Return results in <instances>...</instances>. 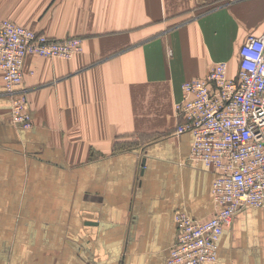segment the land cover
Masks as SVG:
<instances>
[{
    "label": "crops",
    "instance_id": "crops-1",
    "mask_svg": "<svg viewBox=\"0 0 264 264\" xmlns=\"http://www.w3.org/2000/svg\"><path fill=\"white\" fill-rule=\"evenodd\" d=\"M83 37L70 60L30 55V129L0 71V264H166L175 216L215 211V173L175 136L182 85L239 70L264 0H0V22ZM211 264H264V209L235 215Z\"/></svg>",
    "mask_w": 264,
    "mask_h": 264
},
{
    "label": "built area",
    "instance_id": "built-area-1",
    "mask_svg": "<svg viewBox=\"0 0 264 264\" xmlns=\"http://www.w3.org/2000/svg\"><path fill=\"white\" fill-rule=\"evenodd\" d=\"M78 38L55 40L12 21L0 22V71L11 97L10 121L30 129L28 97L20 89L26 58L72 59L82 53ZM239 70L229 74L217 62L202 78L182 85L175 105L179 121L175 136L193 137L190 163L215 173L214 215L204 221L179 212L178 238L166 264H211L218 259L219 241L240 211L264 209V31L249 35L239 51Z\"/></svg>",
    "mask_w": 264,
    "mask_h": 264
},
{
    "label": "rangeland",
    "instance_id": "rangeland-1",
    "mask_svg": "<svg viewBox=\"0 0 264 264\" xmlns=\"http://www.w3.org/2000/svg\"><path fill=\"white\" fill-rule=\"evenodd\" d=\"M21 27H23V26H21ZM25 29H27V30H30V31H32V32H35V33H37V34H42V35H46L47 37H49V38H51V39H55V40H65V39H68V38H71V39H73V38H78V39H80L81 41H84L83 40V37H81V36H72V37H64V38H55V37H51V36H49V35H47V34H44V33H40V32H37V31H34V30H32V29H29V28H26V27H24ZM83 52V51H82ZM77 55H79V54H77ZM77 55H75V56H77ZM74 56V57H75ZM29 57V56H28ZM27 57V58H28ZM26 58V59H27ZM44 58H46V57H44ZM65 60H70V59H65ZM31 115V114H30ZM32 118V117H31ZM33 121V120H32ZM34 125V124H33Z\"/></svg>",
    "mask_w": 264,
    "mask_h": 264
}]
</instances>
